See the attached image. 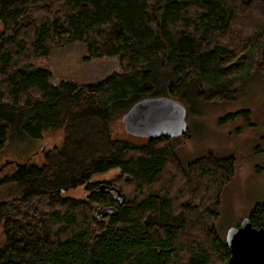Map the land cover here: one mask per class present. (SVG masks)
Listing matches in <instances>:
<instances>
[{
    "label": "trees",
    "instance_id": "16d2710c",
    "mask_svg": "<svg viewBox=\"0 0 264 264\" xmlns=\"http://www.w3.org/2000/svg\"><path fill=\"white\" fill-rule=\"evenodd\" d=\"M72 42L117 71L90 88L52 82L36 63ZM253 76L264 80V0H0V147L63 132L38 165L0 179L19 189L0 202V264H226L214 221L232 157L182 163L176 138L134 144L110 124L147 97L233 103ZM238 116L248 121L244 109L216 123ZM80 185L84 199L61 195ZM246 217L264 227V205Z\"/></svg>",
    "mask_w": 264,
    "mask_h": 264
},
{
    "label": "rangeland",
    "instance_id": "374dc122",
    "mask_svg": "<svg viewBox=\"0 0 264 264\" xmlns=\"http://www.w3.org/2000/svg\"><path fill=\"white\" fill-rule=\"evenodd\" d=\"M83 55V44L72 42L52 49L36 66L47 69L52 82L70 80L83 87L118 69L114 58L83 61ZM180 106L184 111L186 138H172L176 141L175 151L180 161L189 163L207 154L215 159L229 156L233 159V175L220 194L218 216L214 221L217 236L225 240L228 229L236 227L254 207L264 205V80L253 76L244 82L233 103L211 104L195 100ZM244 109L248 111V121L238 116L222 125L216 123L223 115ZM110 131L115 138L134 144L143 142V137L125 132L119 121L110 124ZM62 136V130L44 129L36 139L7 138L0 147V179L20 165H38L43 152L58 145ZM118 171L117 168L108 169L92 175L88 182L97 187L110 181ZM87 193L85 186L80 185L61 195L82 200ZM18 194L16 185L0 184V202ZM2 240L0 226V245Z\"/></svg>",
    "mask_w": 264,
    "mask_h": 264
},
{
    "label": "water",
    "instance_id": "95a60500",
    "mask_svg": "<svg viewBox=\"0 0 264 264\" xmlns=\"http://www.w3.org/2000/svg\"><path fill=\"white\" fill-rule=\"evenodd\" d=\"M120 122L125 132L148 140L181 136L186 127L183 108L165 96L135 101ZM224 243L226 264H264V227H252L247 217L226 231Z\"/></svg>",
    "mask_w": 264,
    "mask_h": 264
},
{
    "label": "flooded vegetation",
    "instance_id": "af4514ba",
    "mask_svg": "<svg viewBox=\"0 0 264 264\" xmlns=\"http://www.w3.org/2000/svg\"><path fill=\"white\" fill-rule=\"evenodd\" d=\"M87 87V86H86Z\"/></svg>",
    "mask_w": 264,
    "mask_h": 264
}]
</instances>
